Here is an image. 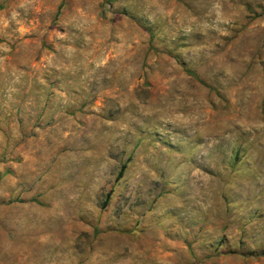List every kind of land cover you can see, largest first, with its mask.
Returning <instances> with one entry per match:
<instances>
[{
  "label": "rangeland",
  "instance_id": "obj_1",
  "mask_svg": "<svg viewBox=\"0 0 264 264\" xmlns=\"http://www.w3.org/2000/svg\"><path fill=\"white\" fill-rule=\"evenodd\" d=\"M0 264H264V0H0Z\"/></svg>",
  "mask_w": 264,
  "mask_h": 264
},
{
  "label": "trees",
  "instance_id": "obj_2",
  "mask_svg": "<svg viewBox=\"0 0 264 264\" xmlns=\"http://www.w3.org/2000/svg\"><path fill=\"white\" fill-rule=\"evenodd\" d=\"M123 169H124V166L122 165L121 168H120V170H119V172H118V174H117V177H119L122 174Z\"/></svg>",
  "mask_w": 264,
  "mask_h": 264
}]
</instances>
